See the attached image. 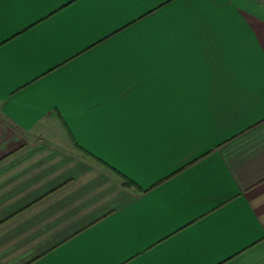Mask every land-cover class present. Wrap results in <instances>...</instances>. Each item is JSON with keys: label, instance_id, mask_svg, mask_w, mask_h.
Segmentation results:
<instances>
[{"label": "crops", "instance_id": "crops-1", "mask_svg": "<svg viewBox=\"0 0 264 264\" xmlns=\"http://www.w3.org/2000/svg\"><path fill=\"white\" fill-rule=\"evenodd\" d=\"M264 0H0V264H264Z\"/></svg>", "mask_w": 264, "mask_h": 264}, {"label": "snow or ice", "instance_id": "snow-or-ice-1", "mask_svg": "<svg viewBox=\"0 0 264 264\" xmlns=\"http://www.w3.org/2000/svg\"><path fill=\"white\" fill-rule=\"evenodd\" d=\"M261 46L264 47V41H262V45Z\"/></svg>", "mask_w": 264, "mask_h": 264}]
</instances>
